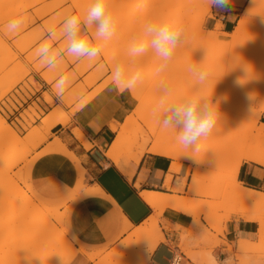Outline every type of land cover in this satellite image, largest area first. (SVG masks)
Instances as JSON below:
<instances>
[{"label":"rangeland","instance_id":"obj_1","mask_svg":"<svg viewBox=\"0 0 264 264\" xmlns=\"http://www.w3.org/2000/svg\"><path fill=\"white\" fill-rule=\"evenodd\" d=\"M52 1L57 2V3L61 2L60 0L58 1L57 0H43V1L36 3L31 8L27 7V10L25 11H22V10H24V8L26 9V7L21 9V7L18 8L17 6V8H15L17 10L15 11L17 12L20 11V12L18 14L17 12L14 11L13 15L16 14V17L18 16L25 17V14H26V19L28 20L27 21L23 17L24 22L27 23V26L24 23L23 25L25 26H23L17 32L18 34L9 33L6 30V28H4V26L7 25V23L11 19L16 18L14 15L13 17L7 20L5 19L11 16L12 13L10 12L12 9L9 8L10 15L8 16V14H5V11H7L8 8L5 10V7L2 6L4 7V9L2 10L4 11V13L3 12L0 13V17L4 14L5 17L3 16V19L6 20L4 21L3 19L1 20L0 18V20L2 21L0 23V44H1L0 45V53H1L0 54V70H1L0 71V77H1L0 78V117L2 120L6 121V124L8 125L7 129L0 131V134L3 135L5 138L8 136L7 140L3 139L2 140L3 143L0 142V148L3 147V149H8L6 152L0 153V160L5 155H9L15 159V161L11 164L9 170L5 172L7 173L6 176L4 175L2 176L0 172V208L9 207L10 203L14 201L22 202L24 198V191L29 192V196H30L28 200L30 209L27 208L24 211L22 210L20 212V215L15 220V223L13 222L10 226H8L9 229L7 227L5 228V230H3V232L0 233V237H1L0 243L1 244L2 243L4 244V242L7 243V242L12 241L10 239L17 240L15 244V248H13V250L11 249L12 251L10 250V252H6V254L0 253V258L3 254H5L3 255V258H4V256H6L9 253L8 256L10 258H14L12 264H40V262L42 264H45L46 259L41 260V258H39V252H40V249H42L40 248L41 246L33 247L32 248L33 251L32 250L28 251L29 246L25 245L22 241H24V238L26 239L28 235H30L29 233H26V232L24 233L23 231L26 230L25 222L28 220L29 215H31L30 210L33 207L32 205L41 203V204L50 206L49 204H46L45 202H41L36 196L33 195L35 190L32 186L31 177H30V169H31L33 160L29 158V156L32 153L28 155H24V150L22 146H18L17 149H13L14 146L17 145L16 143H14V136L17 137V139H19L20 141L27 140V142H29L28 146L31 148L33 152L40 144H42L46 140L47 135L50 133L51 128L54 125V123L52 124V121H48V122L43 121L44 116H46V115H43L42 118L40 119V122H41L40 126H34V124L37 123L36 119L39 118V115L37 116L35 112V108H36L35 104H33L32 107H28L19 116L21 118V121L14 120L13 119L14 115H12V111L16 110L15 105H17V107L19 106L20 109H22L21 103H23L24 106L26 105L25 103L26 99H28L30 95L34 94L36 91L40 89V86L38 84V81H40V79L44 80L48 84H51L52 93L55 94L54 83L56 79L62 74L69 75L71 79V84L65 91L63 99L62 100L60 99V101L65 106L69 107L70 109L75 107L73 108V110H76L77 108H80L81 106H83V104H81L80 106L78 102L83 100L84 98H89V96L92 97V95L95 94V92L98 91V89H101L100 88L101 86H104V88H102L100 91H103L104 89L109 88L112 92H115V91L118 92L116 89L114 90L113 88L114 86L111 81L112 67H114L115 64L120 63V62H125L128 66H132L131 65L132 58L127 56V49L129 45L132 43L133 38L137 36V34L140 32L142 26L145 23L159 22L161 19L166 18V17L177 18L178 14H184L186 18H189L188 14H191L194 11L203 12L205 9L203 0H192L187 5V7H179L178 5H176V3H178L179 1H183V0H111V6L113 9H115L118 15L116 34L111 39V41L105 44V47L103 46L100 56L95 61H89L87 59L76 60L73 57L65 54L59 60L58 67L55 70H50L44 67L40 63L38 58L36 57L35 55L36 48L44 40L47 39L48 29L55 27L57 30V37L54 41H52V43L55 49L62 51L65 47V41L61 38L59 34V26L61 25L64 18L69 15L79 14L81 15V17H83V14L85 13L87 6H88L87 4H89L91 0H88V2L85 1L86 3L84 4L87 5L86 7L85 6L83 7L85 9L78 8V5H76L78 0H65V3L63 1H62L63 2L62 4L58 3L59 6L56 3L58 7L54 6L56 4L54 3L53 5ZM117 2H121L120 9H118L117 7ZM248 2L249 0H247L246 5L248 4ZM47 4H50V5H47ZM52 5H53V8L55 9L50 11ZM135 5L137 6L139 5L140 10L134 15H129V16L126 15V12L129 10V8ZM246 5L240 11V14L234 24V27L231 28L230 32H226L227 34H231L233 32L234 28L236 27L237 21L240 19V17L244 13V9ZM7 6L9 7V5ZM10 7L12 8L13 5L12 6L10 5ZM260 8L262 9V10L260 9V11H264L263 10L264 8L262 6H260ZM47 9L48 10L50 9L49 10L50 12ZM39 11L41 12V15L44 17L41 16L40 18V13H38L39 15L36 13ZM44 11L46 12L48 11V12L45 13ZM29 14L31 16H29ZM210 21H214V17L211 15V8H210V11L207 12L206 14L199 16L196 19H192L191 21L189 19L188 20L186 19L185 22H183V26L185 27V34H186L185 42L182 45L177 47L173 60L170 62L169 67L165 73H161L160 75L156 74L155 70L158 64L160 63V61L154 55V53L149 54L148 56L144 57L142 59L141 65L138 64V66L135 69L137 68L141 69L143 74H146V73L151 74L154 72L153 73L154 76L152 77V79L151 80L149 79L150 83L151 81H153L152 83L155 84L154 82H160L161 80H165L175 90H177L180 93H190L195 87V82L193 78L191 77L190 73L187 71V68L190 64H194L200 68L207 69L210 74H209L207 83L204 87V91L207 95H209V100L211 102L213 103L218 102V108L224 105L227 99L226 95L218 94L216 92L217 91L216 81L224 82L222 84L223 85L225 84V81L223 79L216 78L217 76L216 73L222 67L220 65L215 64L214 57L210 56L211 54H213V52L218 50L220 46L218 44H215L216 42L209 41L206 34H208V32L216 31L217 33H219V37L221 40L226 38V36H225V32H223L222 30V26L218 30L215 29L218 23H220L219 21L214 22V23H211ZM199 22H201L202 24H200ZM196 23L198 26H201V28H199L198 30H194V29L192 30L190 25H193ZM252 24L253 25L257 24V26L262 25V28L260 29L261 31L259 30V32L257 33L248 32L244 34L239 39V41L236 43V45L233 47V50L235 53H237V51L241 52L240 57L238 56V54H234L236 56L235 59L240 58L241 60L243 58L245 59L244 61L245 64H243L242 62L243 66L241 68L239 67L237 71L235 72L236 74H233L231 76L229 83L233 81H245L249 77L250 78H253L255 76L258 77L259 75L264 73V67L257 69V70L254 69L256 68V62L258 60L261 61L260 59L261 57L264 58V15L263 17L262 16L255 17L254 22H252ZM188 27L191 30H189ZM23 28H26V29H23ZM38 28H40V30ZM39 31L41 32L38 33ZM4 32H8V33H4ZM27 33H30L32 35H29ZM10 34L12 36H10ZM40 35L42 36L40 37ZM21 36H23L22 40L20 38ZM204 36L206 37L207 41L205 40ZM19 39L20 41H18ZM210 42H212V44ZM216 46L217 47L219 46V47L217 48ZM255 51L257 54H260L261 57H259L258 55L259 59H256L255 55H253L255 59L252 56L249 57V55H251V52L252 54H255L253 53ZM12 57L14 58L11 59ZM6 59L8 60V62L9 61L10 62L8 63ZM6 63L8 65L5 67ZM110 63H112V65ZM13 64H16L17 66L16 65L13 66ZM3 66L5 69L2 68ZM143 76L146 77V75H143ZM148 78L149 77L147 75L145 79H148ZM145 79L143 81H145ZM153 84L151 87H153ZM139 86L140 85H138V87ZM143 87H142V91H140L141 89L139 87V91H134V92L129 93L132 100L134 101V108L132 109L131 113L127 115L121 123H119L120 128L122 126L128 127L129 129L128 133L130 134L131 132L130 134L131 136H132V130L135 127L134 126L135 124L133 121L137 119V113H136L137 105L140 103H143L142 101L144 102L146 101L145 102L146 107L144 108L146 109L145 112L146 111L150 112L152 110L151 108L153 107V105H155L159 97V92L157 93H155L154 91H153L154 93L149 92V91H152L149 89L150 87L148 88V91H144L146 87L145 88ZM100 91L97 94H99ZM248 93L252 94L250 92ZM13 94L18 95L20 97V101H18ZM96 95H94L92 99H94ZM251 96L245 92L244 94L239 96V99L240 100L242 99L250 100L253 97ZM142 97L145 100L141 99ZM44 98H45V101H47L50 98V95L44 94ZM89 99L88 101L92 100V99L90 100ZM263 99H264V90H262L260 94H257L256 102L257 100L263 102L264 101ZM262 102L260 103L257 102V104L259 105ZM257 104L253 106V109H256V110L258 109L259 106H257ZM53 105H54V102L50 106H53ZM57 109L59 108L56 107L52 109V111H50L48 114L53 113ZM261 114L256 123V130H255L256 132L254 131V133L252 134L253 138L257 137L258 135L257 131L260 129L259 121H260ZM138 120L137 122L142 125L143 121H146V120L149 121L150 119H148L147 117V119H144L142 122L141 120L139 121ZM252 120H253L252 116L246 115L244 117L238 118L235 121H233V127L237 128L241 122L250 123ZM68 121H69V118L65 120L64 123L62 124H66ZM224 123L226 122L224 121L221 124L223 129L228 127L227 123L225 125ZM130 127L132 129H130ZM129 134H128V137L130 136ZM209 139L214 143L209 146L210 149L216 148V147H225L228 149L229 155L234 154V149L239 148V145H238L239 140L236 139L233 133H226L224 134L223 137H218V136L216 137L212 135V136H209ZM20 141L19 143L21 144ZM44 151H42L41 154L54 153V151H51L49 149H46ZM231 155L224 161H217L215 164L207 165V166L206 165L194 166L195 168L194 170H191L188 172L186 171L185 176H187L188 180L190 179L191 175L198 177L199 181L195 183L194 185H190L189 181H187L185 186L182 188V190L177 191V188L181 187L180 185L183 184L182 179H181L180 182L177 181L172 188L170 187L166 188L167 191L170 193L168 195L182 197L186 199L190 205L194 204L193 206L191 205V207H189L188 212L186 214L192 218V225L188 229L182 228L183 231L179 237V240H181L180 243L182 244L183 248H181L178 243L177 245L178 251L176 252V254L178 255L181 253L183 255L185 254L188 259L191 256H195L194 258H206L209 256L215 257L213 254L214 248L218 246H225L227 247L229 251L231 264H249V258H251L252 261H254V264H264V206L247 207L250 210L248 212H244V211H247L246 206L244 205L241 206L239 202H236L235 200L231 198V196H229L230 195L229 187L231 186L230 184H232V182L230 183V180L227 177V174L230 168L234 166V163L236 161V158H231ZM174 162L176 163L177 160L173 159V163ZM173 163L172 165L175 164ZM184 163L186 164L188 168L189 164L186 162ZM246 164H248L247 166L261 167L253 163H245V162L242 163V165H246ZM242 165L240 169L242 168ZM240 169H239L236 181L240 183L243 187H245L239 181ZM69 199H73V197L70 196L64 202L56 201V200H53V202L54 203H65ZM1 200H3V202H1ZM23 206L24 204L22 202L18 206L14 208H9L6 211L10 212L11 210H14V209L16 211H19L21 207ZM52 206H57V205H52ZM241 207H243V209L245 208L246 210L244 209V211L242 212L243 209ZM235 210H238V211L236 212ZM61 212H63V210L59 209L58 211V213H60L59 218H56L55 220L54 219L55 216H51L50 221L52 222L53 226L57 230L61 231L64 227L66 232L68 233L67 221L69 220V213H68L69 211L67 213L65 211V214L63 215ZM192 212H194V214ZM233 212H236L237 215L236 213H233ZM248 213H251V214L254 213L255 217L257 218V220L256 219L254 220V222H250L253 225L254 231L251 234L250 238H248L249 240L248 244L246 245L242 241H238L239 239L233 240L231 242H227L224 237V233L226 231V224L230 222L232 219H235L236 221L243 220L242 216L247 215ZM160 217L161 215L156 216L155 218L152 219V222L151 221L145 222L141 226L143 229L147 228V230L144 229L145 231H147V233L141 236L138 240L133 239L132 242H129L128 244L124 242H118L109 251L105 252L103 250L104 251L103 255L115 254L117 252V248L121 245L122 246L121 250L126 249L127 253L130 252V259L136 260V262H138L139 264L143 263V260L145 259V257H147L148 254L161 242L159 240V235L162 234L161 233L162 229L160 228V226H159L158 231L154 230L153 233L150 232L152 229V226L154 225L153 223H156V222L161 223ZM193 217H195L197 221L196 223H193ZM196 217H199V218H196ZM225 218H226V221H225ZM60 219L62 220V222L63 221L64 222L62 223ZM202 221L208 225V228H206L202 224ZM243 221L245 222V220ZM59 223H60V226H59ZM7 229L10 232L7 233L8 231ZM173 229L177 230V229H180V227H174ZM54 230L55 229L51 231H54ZM14 233L17 235H15ZM261 233H262V236H261ZM219 237H222V239H220ZM74 246L77 248L79 247L75 243H74ZM244 246L249 249L247 250V252L237 251L238 248L244 247ZM177 248L175 245L173 246L174 250H177ZM43 249H45V245L43 246ZM63 249L64 247L61 248L62 252H64ZM182 249H184L185 252ZM23 250H25L27 253H25V251ZM21 252H24V254L26 255L24 254L21 255ZM13 255L14 256L16 255L15 257L19 256L18 257L19 259L18 258L15 259ZM42 261L43 262L45 261V262L43 263Z\"/></svg>","mask_w":264,"mask_h":264},{"label":"crops","instance_id":"obj_2","mask_svg":"<svg viewBox=\"0 0 264 264\" xmlns=\"http://www.w3.org/2000/svg\"><path fill=\"white\" fill-rule=\"evenodd\" d=\"M246 2L247 0H232L226 9L211 6L214 21L210 22L219 21L223 32H230ZM38 84L40 89L26 99L25 106L21 103L22 109L15 105L16 110L12 111L14 120L21 121L19 116L33 104L36 106V114L39 115L34 126H40L42 116L56 107L66 110L65 112L70 111L52 93L51 84L42 79ZM44 94L53 98V106L46 103ZM13 95L20 101L18 95ZM133 108L134 101L128 91L119 93L106 88L70 114L66 124H54L46 140L29 156L33 160L30 169L31 183L35 190L33 195L50 206L69 204L66 211H69L67 230L78 248L109 251L126 238L132 229L142 226L154 216V209L145 202L141 193L157 192L168 195L170 193L166 189V177H172L169 185L172 188L188 172L184 162L180 170L174 173L171 169L173 159L149 153H145L138 162L125 155L118 164L106 157L105 151L115 136L112 124L121 123ZM259 124L264 125V111ZM75 130L82 132L86 144L76 138ZM46 149L54 153L41 154ZM247 165H242L239 181L246 188L264 193V168ZM70 196L73 199L65 203L53 202H64ZM124 220L131 225L127 232H124ZM160 221L159 226L165 240L148 254L144 264H170L174 256L180 258L179 264H208L209 257L191 256L188 259L185 254H176L182 228L188 229L192 225L189 215L165 209ZM202 224L208 228L205 222L202 221ZM174 227L180 229L174 230ZM253 231L250 222L232 219L226 224L224 237L227 242L236 239L249 242L248 238ZM174 245L177 250L173 249ZM213 254L218 260L217 264L230 258L225 246L214 248ZM90 261L87 256L78 253L70 264H95V261Z\"/></svg>","mask_w":264,"mask_h":264},{"label":"bare ground","instance_id":"obj_3","mask_svg":"<svg viewBox=\"0 0 264 264\" xmlns=\"http://www.w3.org/2000/svg\"><path fill=\"white\" fill-rule=\"evenodd\" d=\"M40 1H43V0H0V6L2 8V9L0 8V13H2V12L4 13V11H2V10L5 7V10L8 8L7 11H5V14H8V16H9L10 15L9 14V12H10L9 8L12 9L11 12H10V13H12L11 16H9L8 18H5L7 20V19L13 17L14 15L16 17V14L13 15V13H14L15 10H17V9H15V8H17V6H18V8L21 7V9L26 7V9L24 8V10H22V11H25V10H27V7L31 8L33 5H35L36 3L40 2ZM60 1L61 2H58L59 4L60 3L62 4L63 2L65 3V0H60ZM85 1L88 2V0H78V2L76 4V5H78V8L82 9L84 6L86 7L91 2L90 1L89 4L86 5V4H84V3H86ZM191 1L192 0L179 1L178 3H176V5H178L179 7H187V5ZM54 3L56 4L57 2H53V5H54ZM118 3H119V5H118ZM203 3L205 5V9H204L203 12L194 11L191 14H188L189 18H186L184 14H178L177 15V19L181 20L183 18L181 20V22L183 24V22H185L186 19L187 20L189 19L191 21L192 19H196L197 17L206 14L207 12L210 11L211 6L209 4V0H203ZM57 4L54 5V6L58 7L59 4H58V6H57ZM7 5H9V7ZM10 5L11 6L13 5V7L11 8ZM15 5H16V7H15ZM47 5H50V4H47ZM53 5L51 7V10L49 9L50 11L55 9V8H53ZM2 6H4V7H2ZM80 6H82V7H80ZM120 6H121V2H117L118 9H120ZM260 6H262L264 8V0H249L248 4L246 5V7L244 9L243 15L237 21L236 27L234 28L233 32L231 34L225 33L226 38H224L223 40L220 39L219 33H217L216 31H215L216 33L207 31L208 34H206L207 38L209 39V41L216 42L215 44H218L220 46V47L218 46L219 49L216 50L215 52H213V54H211L210 56L214 57L215 64L220 65L222 67L216 73V75H217L216 78H220V79H223L225 81L224 85L222 84L224 82L216 81V83H217V88H216L217 91L216 92L218 94H225L226 98H227L226 101H225L226 103L219 107L220 118L218 119V121H217V123L215 125V128L213 129V131H212L210 136L214 135L216 137L217 136L218 137H223L224 134H226V133H233L235 135L236 139L239 140L238 141L239 142L238 143L239 148L234 149V154H232V155L230 154L231 158H236V161L234 163V166L233 167L231 166L232 168H230V170L228 171L227 177L229 178L230 183L232 182V184H230L231 186L229 187V194H230L229 196H231V198L233 200H235L236 202H239V204H241V206H243V205L246 206L247 211H244L245 208L243 209V207H241L243 209L242 212L243 211L244 212H248L250 209L247 208V207H252V206L262 207V206H264V193L257 192V191H254L252 189L243 187L240 183H238L236 181L239 169H240V167H241L243 162H245V163H253V164H256V165L261 166V167L264 168V125H262V124L260 125V129L257 131V133H258L257 137H255V138L252 137V134L256 130L257 120H258L261 112L264 111V101L262 102V101L257 100L258 103L262 102L259 105L256 102L257 94H260L261 91L264 90V73L259 75L258 77H256V76L253 77V78L249 77L250 79L248 78L245 81H233V82L229 83V80H230V78H231V76L233 74H236L235 72L237 71V69L239 67L241 68L243 66V64H245L244 63L245 59H243V58L241 60H240V58L235 59L236 56L234 54H238V56L240 57L241 56V52L237 51V53H235L234 50H233V47L236 45V43L239 41V39L244 34H246L248 32L257 33L262 28V25L261 26H257V24H255L256 25L255 26V25L252 24V22H254L255 17H257V16H262L263 17V15H264V11H260V9H261ZM48 7H50V6H48ZM83 9H85V8H83ZM139 10H140V6L139 5L138 6L135 5V6L131 7V8H129V10L126 12V15H128V16L129 15H134ZM37 11H38V9H37ZM15 12H17V11H15ZM19 12L20 11H18L17 13L19 14ZM44 12L47 13L46 11H44ZM36 13L37 14L40 13V18H41V16H42L41 12L39 11V12H36ZM3 16H4V14L0 17L1 20L3 19ZM29 16H31V15L29 14ZM42 17H44V16H42ZM24 18L26 19V14H25ZM38 18H39V16H38ZM184 18H185V20H184ZM1 20H0V23L2 22ZM6 20H4V21H6ZM29 20H30V18H29ZM199 23L202 24L201 22H199ZM25 24L27 26V23H25ZM5 26H4V28H5ZM23 26H25V25H23ZM193 26L196 27V28H194ZM197 26H198L197 23L193 24V25H190L192 30L193 29L194 30H198L199 28H201V26H198V27ZM220 28H221V25H220V23H218V25L215 27V29L218 30ZM23 29H26V28H23ZM38 29L40 30V28H38ZM188 29H189V27H188ZM189 30H191V29H189ZM40 32L41 31H39L38 33H40ZM4 33H8V32H4ZM15 33L18 34L17 32H15ZM27 34L32 35L30 33H27ZM41 34H43V33H41ZM202 35H203V33H202ZM10 36H12V35L10 34ZM41 36L42 35H40V37ZM22 37L23 36L20 37L21 40H22ZM205 40H206V37H205ZM18 41H20V39ZM29 43H30V41H29ZM32 43H34V42H32ZM210 43L212 44V42H210ZM104 47H105V45H104ZM253 53H255V54H252V52H251V55H249V57H251V56L253 57V55H255L256 59H259V57H261L260 54L256 53V51L253 52ZM149 54H152V52L149 51V53L147 55L142 56V57L132 58V61H131V65L132 66H129V67L135 69L138 66V64L141 65L142 59L144 57L148 56ZM246 55H245V57H246ZM258 55H259V57H258ZM14 56H15V54H14ZM106 56H108V55H106ZM242 57H243V55H242ZM13 58L14 57H12L11 59H13ZM262 58L263 57L260 58L261 61L258 60L257 61L258 63L256 62V68H254V69L257 70V69H260V68L264 67V58H263V60H262ZM111 59H113V58H111ZM6 61L8 62L7 59H6ZM242 62H243V64H242ZM110 64L112 65V63H110ZM7 65L8 64L6 63L5 67ZM14 65H16V64H13V66ZM1 66H2V64H1ZM2 68L5 69L4 66ZM153 73H151V74H149V73L143 74V75H146V77L148 75L149 78L145 79L146 77L143 76L145 81H142V83L139 84L140 85L139 87L141 89L140 91H142V87L145 86L147 89L145 87H143V88H145V90L143 89L144 91H148V88L150 87L149 89L152 90V91H149V92H152V93L159 92L158 91V86H159L160 82H154L155 84L152 83L153 81H151V83L149 82V79L151 80L152 77L154 76ZM2 77H3V75H2ZM152 84H153V87H151ZM139 87L137 86L134 90L128 91V92L130 93V92H134V91H139ZM100 88L102 89V88H104V86H101ZM101 89H98V91H96L95 94L92 95V97L89 96V98L92 99L94 97V95H96ZM245 92L248 95H250V96L253 94L252 95L253 97L251 96L252 98L250 100H247V99L240 100L239 96H241ZM248 92H250L252 94H249ZM89 98H84L83 100L79 101L78 104L80 106H81V104H83V106H84L85 103H87ZM141 99H143V97ZM143 100H145V99H143ZM53 101H54L53 98L50 97L46 101V103L48 105H52ZM142 102L143 103L138 104L139 106L137 105V107H136L137 119H135L133 121L134 124H135L134 125L135 127L132 130V136L130 135L131 132H130V134L128 133L129 132L128 127L122 126L120 128L119 127V123H116V122L112 124V129L114 130L116 135H115L113 141L111 142L110 146L108 147L105 155H106L107 158L112 160L114 163L118 164L120 162V159L123 156H125V155L130 160H132L134 162H138L140 160V158L145 153H149V154H154V155H157V156H161V157H166V158H171V159L177 160V162L176 163L174 162L175 164L173 163L174 165L171 166V169L173 170V172L177 173L180 170V168H181L182 162L188 163L189 164L188 165V171H191V170L195 169L194 166L212 165V164H215L217 161H224L230 156L228 154V149L225 148V147H216V148H211L210 149L209 146L214 144V143L208 137L206 140H203L201 142L202 143L201 150H200L199 153L196 154L197 158L201 162L199 164H194L191 159L185 157L184 150L177 144V142L175 140V133L172 132V131H165V130L161 129L158 126V124L156 123V120L153 117L152 112L151 111L150 112H147V111L145 112L146 109H144V108L146 107L145 106L146 105V103H145L146 101L145 102L142 101ZM256 104H257V106H259L257 110L253 109V106L256 105ZM151 105H152V103H151ZM73 108H75V107H73ZM73 108H71L72 110L70 109V111L68 110V112H65L66 110L63 111L61 109H57L53 113H50V114L44 116L43 121H45V122L52 121V124L53 123L54 124H56V123H64V121L69 118L70 114L75 113V111L77 109L79 110V108H77L76 110H73ZM246 115L252 116L253 120L250 123L241 122L238 125L237 128H234L233 127V121H235L238 118L244 117ZM147 117L150 120L149 121H147V120L143 121L144 119H147ZM138 119L141 120V122L143 121L142 123L145 124V125L139 124L137 122ZM224 121L228 125V127L225 128V129H223V127L221 126L222 122H224ZM226 123H224V125ZM7 128H8V125L6 124V121L2 120L1 117H0V131H2L4 129H7ZM130 129H132V128L130 127ZM128 134L130 135L129 137H128ZM75 135H76L77 139L81 140L82 142H84L86 144L87 141H86V139H85V137H84V135L82 134L81 131L75 130ZM7 137L5 138L3 135L0 134V142L3 143L2 140L3 139L7 140ZM19 141L20 140L17 139V137L14 136V143H16L17 145H15L13 149H17L18 146H22L23 150H24V155H28V154L32 153L31 148L28 146L29 142H27V140H24V141L21 140L20 141L21 144L19 143ZM55 141H57V139ZM7 150L8 149H3V147H1L0 148V153H4ZM14 161H15V159L12 158L9 155H5V156L2 157V159L0 160V172H1L2 176L3 175L4 176L7 175V173H5V172H7L9 170L11 164ZM171 178L172 177L170 175H168L166 177V182H165L166 184L165 185H166L167 188L170 185ZM187 181H189L190 185H194L195 183H197L199 181V179H198V177H195V176L191 175L190 179L188 180L187 176H185L183 178V180H182L183 184L180 185L181 187L177 188V191L182 190V188L185 186ZM8 186H9V184H8ZM141 196L145 200V202L151 208H153L154 211H155L154 216H152L148 220V221H151V222H152L153 218H155L156 216H160L165 209H171L174 212L187 214L189 207H191V205H192V204L190 205L189 202L186 199L182 198V197L169 196V195H164V194H160V193H157V192H144V193H141ZM29 197H30L29 196V192L24 191V198H23V201H22L24 206L21 207V209L19 211H16L15 209L11 210L10 212L6 211L7 209L14 208V207L18 206L20 203H22V202H19V201H14V202L10 203L9 207L0 208V233L3 232V230H5V228L10 226L13 222L15 223V220L20 215V212L22 210L24 211L27 208L30 209L29 208L30 205L28 204ZM3 200H1V202H3ZM32 206L33 207L30 210L31 215H29L28 220L25 222L26 223L25 224L26 230L23 231L24 233L26 232V233H29L30 235H28V237L26 236L27 238L26 239L24 238V241H22V242L25 245L29 246L28 247L29 248L28 251L32 250L33 247L41 246L40 248H42V249H40V252L38 251L39 252V258H41V260L42 259L43 260L46 259L45 260L46 262L44 261L45 264H68L75 257V255L78 254V253L84 254L91 261L97 260V261H95V264H139L138 262H136V260L130 259V252L127 253L126 249L125 250H121V247H122L121 245L117 248V252L115 254H113V255H107V254L103 255L104 254L103 250H97V251H91L90 250L89 251V250H86V249L81 248V247L77 250L75 248V246H74L73 239L66 232L65 228L62 226L63 229L61 231H59L53 226L52 222L50 221L51 216H55L54 217L55 220H56V218H59V215H60V213H58L59 209L63 210V212H61L62 215L65 214V211H67L69 209V204L68 203L60 205V206H48V205H44V204L39 203V204H35V205H32ZM235 211L237 212L238 210H235ZM236 212H233V213H236ZM242 212H241V214H242ZM192 213L194 214V212H192ZM230 214H228V215H230ZM241 214H239V215H241ZM236 215H237V213H236ZM225 217H226V215H225ZM196 218H199V217H196ZM61 219H62V217H61ZM242 219L245 220L246 222H254L255 219L257 220V218L255 217L254 213H252V214L248 213L247 215H243ZM225 221H226V218H225ZM20 222H22V221H20ZM61 222H62V220H61ZM60 223H59V226H60ZM153 224L154 225L152 226V229L150 231L151 233H153L154 230L155 231L159 230V223L156 222V223H153ZM124 225H125L124 232H127L128 229L131 228V225L128 223L127 220H124ZM146 225H147V223H146ZM146 225H145V227H146ZM149 228H148V230H149ZM8 229H9V227H8ZM53 229H55L57 231H55V230L51 231ZM144 229L147 230V228H144ZM144 229L141 226L132 229V231H130L127 234L126 238H124L120 242H124V243L128 244L129 242H132L133 239L134 240H138L141 236H143L144 234L147 233V231H145ZM260 230H262V229H260ZM6 231H5V233H6ZM8 232H10V231L8 230L7 233ZM15 235H17V234H15ZM261 236H262V233H261ZM2 238H4V237H2ZM0 239H1V237H0ZM10 240H12V241H10ZM10 240H8L10 242H7V243L4 242V240H3L4 244L0 243V245H1L0 246V253H5L6 254V252H10L11 249L13 250V248H15V244H16L17 240H15V239L14 240L10 239ZM22 240H23V238H22ZM159 240L161 242L165 240L164 236L162 234L159 235ZM0 242H1V240H0ZM243 243L246 244V245L248 244V242H243ZM43 244L45 245V249H43V246H44ZM64 245L65 246L67 245V246L65 247ZM179 246L181 248H183L181 243L179 244ZM25 247H27V246H25ZM62 247H64V249H63L64 252L61 251ZM24 249H26V248H24ZM182 250L185 252L184 249H182ZM247 250H249V249L244 246V247L238 248L237 251L238 252H242V251L247 252ZM23 251H25V250H23ZM25 253H27V252L25 251ZM5 254H3V255H5ZM8 254L6 256H4V258H3V255L1 256L0 264H12L14 258H10L8 256ZM10 254H12V253H10ZM22 254H24V252H21V255ZM24 255H26V254H24ZM18 257H15V259H17ZM176 257L178 258V256H176ZM36 258H38V257H36ZM78 258H80V257H78ZM147 258H148V256L145 257V259L143 260V263H141V264H144L145 261L147 260ZM21 262H22V260H21ZM40 264H42V263L40 262Z\"/></svg>","mask_w":264,"mask_h":264},{"label":"clouds","instance_id":"obj_4","mask_svg":"<svg viewBox=\"0 0 264 264\" xmlns=\"http://www.w3.org/2000/svg\"><path fill=\"white\" fill-rule=\"evenodd\" d=\"M231 2L232 0H209L210 6L218 9L228 8ZM117 22L118 15L111 6V0H91L83 17L79 14L69 15L59 26V34L65 41L62 51L55 49L52 43L57 37V30L52 27L48 29L47 39L36 48L35 55L50 70L58 67L59 60L65 54L76 60L95 61L103 46L115 36ZM23 24V16H18L11 19L5 28L9 33H15ZM185 39V27L177 18L166 17L159 22H148L133 38L127 49V56L142 57L151 51L160 61L155 70L160 75L167 71L177 47ZM187 71L195 82L194 89L190 93H180L168 82L161 80L158 86L159 97L151 111L161 129L175 133V140L184 150L185 157L194 164H199L201 161L196 154L201 150V142L211 135L220 112L218 102H211L204 91L209 71L194 64H190ZM111 81L119 93L132 91L142 83L143 73L139 68L133 69L125 62H120L111 70ZM70 84L71 79L67 74L56 79L54 91L57 99H63ZM196 222L193 217V223ZM171 264H179L176 256ZM208 264H217L215 257L209 256ZM222 264H231V259H226ZM249 264H254L251 258Z\"/></svg>","mask_w":264,"mask_h":264},{"label":"built area","instance_id":"obj_5","mask_svg":"<svg viewBox=\"0 0 264 264\" xmlns=\"http://www.w3.org/2000/svg\"><path fill=\"white\" fill-rule=\"evenodd\" d=\"M176 259L179 261L180 258H177V257H176ZM171 262H172V261H171ZM170 264H171V263H170Z\"/></svg>","mask_w":264,"mask_h":264}]
</instances>
